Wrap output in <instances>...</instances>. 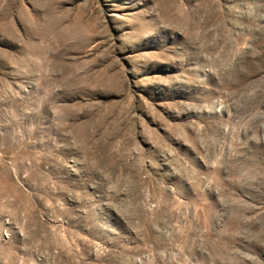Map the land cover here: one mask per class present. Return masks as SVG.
Here are the masks:
<instances>
[{
    "label": "rangeland",
    "instance_id": "374dc122",
    "mask_svg": "<svg viewBox=\"0 0 264 264\" xmlns=\"http://www.w3.org/2000/svg\"><path fill=\"white\" fill-rule=\"evenodd\" d=\"M0 264H264V0H0Z\"/></svg>",
    "mask_w": 264,
    "mask_h": 264
}]
</instances>
